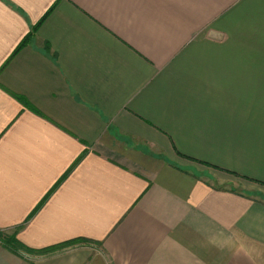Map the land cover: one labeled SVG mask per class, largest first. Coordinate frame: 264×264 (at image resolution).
I'll return each mask as SVG.
<instances>
[{
  "label": "crops",
  "instance_id": "1",
  "mask_svg": "<svg viewBox=\"0 0 264 264\" xmlns=\"http://www.w3.org/2000/svg\"><path fill=\"white\" fill-rule=\"evenodd\" d=\"M16 228L0 264H264V0H0Z\"/></svg>",
  "mask_w": 264,
  "mask_h": 264
},
{
  "label": "trees",
  "instance_id": "2",
  "mask_svg": "<svg viewBox=\"0 0 264 264\" xmlns=\"http://www.w3.org/2000/svg\"><path fill=\"white\" fill-rule=\"evenodd\" d=\"M41 21H39L35 26H33L29 32V34H27L22 41L19 43V45L17 46V48L15 49V52H17L20 48H22L23 46H25L31 39L32 36L35 34L37 27L40 25ZM56 186H54L55 188ZM53 188V189H54ZM52 189V190H53ZM51 190V191H52ZM51 191L46 195V197L42 200L41 203H43V201L47 198V196L51 193ZM39 207V206H38ZM37 208H35V212L37 211ZM34 213V212H33ZM18 228H16L15 231H13L11 234H5L2 230H0V243L2 244L3 247H5L6 249H8L9 251L13 252V253H18L20 250H25V251H29L30 249L27 248L26 246H24L15 236L16 231ZM79 240H71V241H67V242H63L57 246H53L52 248L49 249H54L57 247H63L66 246L68 244L71 243H75ZM48 249V248H47Z\"/></svg>",
  "mask_w": 264,
  "mask_h": 264
},
{
  "label": "rangeland",
  "instance_id": "3",
  "mask_svg": "<svg viewBox=\"0 0 264 264\" xmlns=\"http://www.w3.org/2000/svg\"><path fill=\"white\" fill-rule=\"evenodd\" d=\"M4 232V231H3ZM5 234H7L6 232H4ZM9 235V234H8ZM1 244V243H0ZM2 245V244H1ZM5 248V247H4ZM8 250V249H7ZM49 249H44V251H47ZM20 252H28V251H25V250H20Z\"/></svg>",
  "mask_w": 264,
  "mask_h": 264
}]
</instances>
